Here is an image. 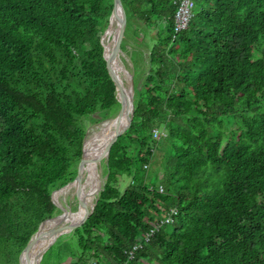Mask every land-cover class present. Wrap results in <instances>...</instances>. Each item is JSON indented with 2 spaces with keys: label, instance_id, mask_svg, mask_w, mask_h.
Listing matches in <instances>:
<instances>
[{
  "label": "trees",
  "instance_id": "trees-1",
  "mask_svg": "<svg viewBox=\"0 0 264 264\" xmlns=\"http://www.w3.org/2000/svg\"><path fill=\"white\" fill-rule=\"evenodd\" d=\"M122 2L121 49L133 38L144 60L134 117L101 152L93 214L41 264H264V0H196L179 34L173 0ZM113 7L0 0V264L61 213L88 129L121 109L101 41Z\"/></svg>",
  "mask_w": 264,
  "mask_h": 264
},
{
  "label": "water",
  "instance_id": "water-1",
  "mask_svg": "<svg viewBox=\"0 0 264 264\" xmlns=\"http://www.w3.org/2000/svg\"><path fill=\"white\" fill-rule=\"evenodd\" d=\"M116 22L117 30L113 38L111 52L108 55L107 47L105 45V37L110 31L113 24ZM126 25V17L122 0H114V7L110 17V23L102 37V44L104 46V57L108 62L111 72L115 81L116 92L118 99L121 103V109L115 118L107 119L101 123L96 124L95 127L104 129L103 126L109 123H116L114 131L108 136H104L103 131H99L96 136L88 137L90 130L88 129L87 135L83 144V153L85 165L81 169L76 179L58 190L55 196L56 203L61 209V213L49 220H47L40 229L32 236L28 243L26 250L23 252L20 264H41L47 249L51 246L52 242L64 234L73 231L80 222L86 220L93 214L97 202V194L103 185L102 175L99 169L100 157L103 148L112 144L119 135L131 124L134 117V96H135V81L134 73L129 74V79L126 85L122 82L118 70L119 60L123 50L121 43L124 36ZM94 127V128H95ZM102 132V133H101ZM98 140L96 146L92 150L91 143ZM94 151L93 157L90 152ZM92 173L94 176V183L87 184L88 176ZM85 179L81 182V179ZM87 184V190L84 191L83 186ZM78 188L80 195V209L76 212L66 210L59 202V195L68 190L69 188ZM91 200V202H89ZM37 238V244L32 246L33 240ZM36 257L35 262H31L30 258Z\"/></svg>",
  "mask_w": 264,
  "mask_h": 264
},
{
  "label": "rangeland",
  "instance_id": "rangeland-1",
  "mask_svg": "<svg viewBox=\"0 0 264 264\" xmlns=\"http://www.w3.org/2000/svg\"><path fill=\"white\" fill-rule=\"evenodd\" d=\"M196 12H197V8L195 9V14H196ZM129 41H130V43L127 45V51H123V53L121 55V61H122L123 65L127 71L135 74L134 64L136 65V67L138 69V66H144V60L141 56V51L137 50L138 52L137 53L135 52L133 54V50L137 48V45H135V43H134L135 41H133V38H131V40H129ZM143 49L145 50V54L148 55V49L147 48H143ZM132 59H133V62H132ZM261 112H264V106L262 107ZM115 117H116V115L113 118H115ZM95 126L96 125H93L92 127L89 128L90 132H89L88 137H91L92 132L98 128ZM104 136H106V135H104ZM99 169H100V172L102 175L104 170H103V166L101 165V162L99 164ZM84 179H85V177L81 179V182ZM102 179L104 180L103 175H102ZM161 179H163V178H161ZM126 184H127V182H126ZM58 199H59V202L62 205V207H64L66 210H71L73 212H76L80 209V195H79V191H77L75 187L69 188L68 190L62 192L59 195ZM56 240H54L51 245H53L56 242ZM56 250H57V247L54 249V251H56ZM54 254H55L54 252H51L50 255L47 254L46 259L44 260L43 264H56L57 257L54 256ZM66 257L68 258L69 255Z\"/></svg>",
  "mask_w": 264,
  "mask_h": 264
},
{
  "label": "built area",
  "instance_id": "built-area-1",
  "mask_svg": "<svg viewBox=\"0 0 264 264\" xmlns=\"http://www.w3.org/2000/svg\"><path fill=\"white\" fill-rule=\"evenodd\" d=\"M173 4L176 7V14H175V25H174V32L175 34H179L187 30L190 26V23L195 15L196 9V0H173ZM162 133L158 130L154 131V137L156 139L161 138ZM160 192L164 191L163 186L159 188ZM177 214L176 209H171L167 216L161 220L160 224H169L173 221V216ZM159 225V224H157ZM155 230L152 229L150 233L146 236V241H149V238L152 234H154ZM139 246H135L134 251L137 250ZM133 251L130 253L131 258H133ZM127 264V263H122Z\"/></svg>",
  "mask_w": 264,
  "mask_h": 264
},
{
  "label": "bare ground",
  "instance_id": "bare-ground-1",
  "mask_svg": "<svg viewBox=\"0 0 264 264\" xmlns=\"http://www.w3.org/2000/svg\"><path fill=\"white\" fill-rule=\"evenodd\" d=\"M116 30H117V25H116V22L113 24V26L111 27L110 31L107 33L106 37H105V45L107 47V51H108V55L110 54L111 52V48H112V44H113V38H114V35L116 33ZM119 70H118V73H119V76L122 80V82L126 85V83H129L128 82V79H129V74L127 73L126 71V68L124 67L123 63L121 60H119ZM116 126V123H109V124H106L104 127V129L102 130V128H97L95 129L92 134H91V137H94V135L96 136V134L99 133V131H103V134L107 135L110 133V132H113L114 131V128ZM102 133V132H101ZM98 140L94 141L93 143H91V147L92 150L94 149V147L96 146V143H97ZM90 152V156L93 157V153L94 151ZM91 181V182H90ZM90 182L91 183H94V176L92 175V173H90V175L88 176V181H87V184ZM87 184L83 187H86L87 188ZM91 202V200L89 201ZM37 238H35L32 242V246L31 247H35L36 244H37ZM37 256L33 257V258H30L31 262H35V259H36Z\"/></svg>",
  "mask_w": 264,
  "mask_h": 264
}]
</instances>
